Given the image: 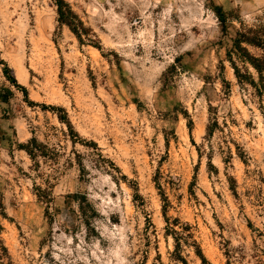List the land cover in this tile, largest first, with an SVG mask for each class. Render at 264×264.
I'll return each mask as SVG.
<instances>
[{
  "label": "rangeland",
  "instance_id": "374dc122",
  "mask_svg": "<svg viewBox=\"0 0 264 264\" xmlns=\"http://www.w3.org/2000/svg\"><path fill=\"white\" fill-rule=\"evenodd\" d=\"M65 1L99 48L51 0H0V264H184L162 194L205 259L181 241L187 264H264V95L227 53L264 0Z\"/></svg>",
  "mask_w": 264,
  "mask_h": 264
},
{
  "label": "trees",
  "instance_id": "16d2710c",
  "mask_svg": "<svg viewBox=\"0 0 264 264\" xmlns=\"http://www.w3.org/2000/svg\"><path fill=\"white\" fill-rule=\"evenodd\" d=\"M51 1L56 8L58 23L66 25L70 29V31L75 35V37L78 39V41L80 43L88 42V43L92 44L93 46L99 48L100 45H99L97 39H93V38H95V35H93L91 29L85 27V25L83 24V21L71 9L68 2H66L65 0H51ZM217 19H218L220 25L222 26V28L225 29L226 21H227L226 14L218 13ZM243 44L250 45L253 47H257L260 50H262V52H264V26H260V27H258V29L248 28L247 30H243V31L237 30V32L235 33V35L231 41V47L227 52L229 60L231 61V64L233 66L234 74H235V77L237 79V82L239 84H242V83L251 84L255 90L256 95L263 96L264 95V77H263V74H264V57H256V56L252 55ZM232 55H234L236 57V59H239L243 64H248L255 70V72L257 73V81H255L253 79L252 75L247 74L248 72H246V73L241 72V70L236 66L234 61H232V59H231ZM3 64L5 66L4 71L9 70V67L7 65H5V63H3ZM221 68H223V66H221ZM12 82L16 83L15 79H12ZM222 83H223V86L225 89H229L228 81H226L225 79H222ZM227 91H229V90H227ZM1 99L5 100V96H1ZM28 102L33 104V102L29 101V99H28ZM42 108L43 109L49 108L55 114H57V117L60 121L66 123V125L68 127L69 138L73 143L80 141V137H79L78 133H76V131L73 130L72 125L67 118V114L62 107H55V106H51V105H49V106L42 105ZM56 110H57V113H56ZM58 112H62V114H60ZM210 131H211V129H209L208 132H210ZM20 149L26 151L27 154L31 157V159H34L38 155L45 156L44 155L45 154L44 153V145L39 143L35 137H31V139H29L25 144H21ZM109 164L112 168H117L114 166L113 163L110 162ZM37 196L39 198L43 199L44 201H49V198H48L49 193L47 192V190H42V189L38 188ZM75 196H78V195H74L71 197L73 198ZM161 196H162L161 199L163 200V202H165L164 206L162 208L163 217H164L165 222L168 225L167 228L165 229V232L167 235H172V238L174 241L173 256L175 257L176 260H179L182 263L187 264L185 259L181 255V249H182L181 241H183L184 243L191 242V245L194 247L196 254L204 262L205 259L201 253V249H200L199 245L197 244V242L193 239L192 231H191L192 227L188 223H184L180 227V229H181L180 231L176 230L174 227L179 225V221L177 219H174L171 222V226H172L171 227L170 222H169L170 219L165 213V211H166L165 207H166L167 199H166L165 195L162 194ZM78 202H79V207L82 210V213L84 214V216H87L86 215L87 211H85L84 205H85V207H90L89 210H91V205L87 202V199H85V198H82V200H80Z\"/></svg>",
  "mask_w": 264,
  "mask_h": 264
}]
</instances>
